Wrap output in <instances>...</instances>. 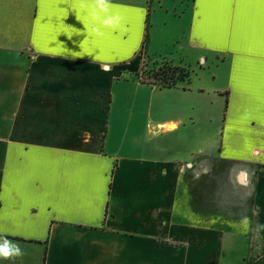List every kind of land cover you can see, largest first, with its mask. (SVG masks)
I'll return each instance as SVG.
<instances>
[{
  "label": "crops",
  "instance_id": "obj_1",
  "mask_svg": "<svg viewBox=\"0 0 264 264\" xmlns=\"http://www.w3.org/2000/svg\"><path fill=\"white\" fill-rule=\"evenodd\" d=\"M165 1L0 0V264H264V3Z\"/></svg>",
  "mask_w": 264,
  "mask_h": 264
},
{
  "label": "rangeland",
  "instance_id": "obj_2",
  "mask_svg": "<svg viewBox=\"0 0 264 264\" xmlns=\"http://www.w3.org/2000/svg\"><path fill=\"white\" fill-rule=\"evenodd\" d=\"M158 1V2H156ZM153 2H156V6L160 5L162 3V0H153ZM155 4H153V11L155 9ZM165 5L166 7L164 9H162L163 12H167L168 9H172L173 7V0H166L165 1ZM166 66H169L168 63H157V64H149L148 66H145L143 71H144V75H145V80L146 81H151V76H152V72L154 71H159L161 68H165ZM149 91H151V88L148 89ZM148 90H145V92L147 94H140L138 96H134L133 103L132 104H127V106H133L135 105L136 108L138 110H140L141 113H143V115L139 116L138 114H135V116L132 118V121H140L143 124H149L153 123V121H160V120H165L170 113V111L168 112V93L167 92H163L160 89H156V93L153 96L154 98H152V95L150 94V92ZM135 89L131 86L128 85V93H134ZM150 113H152V115H150ZM168 113V114H167ZM153 121H152V120ZM129 119L127 118V121ZM131 150V149H130ZM130 150H128L126 152L125 149V154H130ZM124 154V155H125Z\"/></svg>",
  "mask_w": 264,
  "mask_h": 264
},
{
  "label": "clouds",
  "instance_id": "obj_3",
  "mask_svg": "<svg viewBox=\"0 0 264 264\" xmlns=\"http://www.w3.org/2000/svg\"><path fill=\"white\" fill-rule=\"evenodd\" d=\"M92 5L91 15L94 20L99 21L106 28L116 29L121 24V17L119 15H109L110 9L113 7L111 0H87ZM101 14L107 16L105 19H101ZM93 32L99 33V29L93 27ZM244 228H248L247 218H243L241 221ZM260 227L264 228V225ZM25 255L24 250L20 245L7 238V235H0V259L15 261L22 258Z\"/></svg>",
  "mask_w": 264,
  "mask_h": 264
},
{
  "label": "trees",
  "instance_id": "obj_4",
  "mask_svg": "<svg viewBox=\"0 0 264 264\" xmlns=\"http://www.w3.org/2000/svg\"><path fill=\"white\" fill-rule=\"evenodd\" d=\"M188 76L189 73L186 69L169 65L159 71L152 72L150 79L156 85L169 88L174 87L178 82L184 81Z\"/></svg>",
  "mask_w": 264,
  "mask_h": 264
},
{
  "label": "snow or ice",
  "instance_id": "obj_5",
  "mask_svg": "<svg viewBox=\"0 0 264 264\" xmlns=\"http://www.w3.org/2000/svg\"><path fill=\"white\" fill-rule=\"evenodd\" d=\"M262 3H264V0H261Z\"/></svg>",
  "mask_w": 264,
  "mask_h": 264
}]
</instances>
